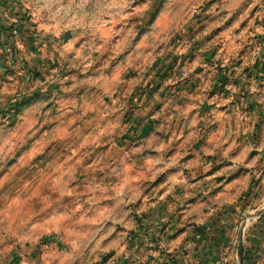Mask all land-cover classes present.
<instances>
[{
	"label": "rangeland",
	"instance_id": "1",
	"mask_svg": "<svg viewBox=\"0 0 264 264\" xmlns=\"http://www.w3.org/2000/svg\"><path fill=\"white\" fill-rule=\"evenodd\" d=\"M3 3L0 264H144L213 235L220 217L234 228V264L241 234L242 264H264V124L245 132V103L231 89L255 66L264 0ZM206 57L230 75L224 92L235 129L223 156L213 145L187 147L189 160L206 153L210 172H219L211 193L192 185L207 206L182 211L213 215L207 227L173 220L182 216V176L195 163L178 152V130L174 149L161 136L163 103L177 109L179 86ZM209 117L203 124H217ZM144 120L154 125L150 135L139 131ZM210 130L201 133L206 141ZM191 133L188 140L199 138Z\"/></svg>",
	"mask_w": 264,
	"mask_h": 264
},
{
	"label": "crops",
	"instance_id": "2",
	"mask_svg": "<svg viewBox=\"0 0 264 264\" xmlns=\"http://www.w3.org/2000/svg\"><path fill=\"white\" fill-rule=\"evenodd\" d=\"M4 4L3 0H0V11L4 10ZM262 34L263 44L255 58L254 68L247 74V78L239 77V79H237V86L231 88L232 92L240 95V97L232 95V99H237V101L241 99L245 103V111H240L238 114L241 118L238 120V124H241V126L245 128V132L249 134H252L255 131L258 132L261 129V125L264 124V29ZM215 64L216 60H212V58H210V60H208L207 57L205 59H199L196 75L191 78L190 83L186 82L179 86L178 107L173 113L172 109L176 103L173 104L171 101H165V103H163V121L161 127L163 145H167L170 148V145L172 144V149H174V141H171L175 138L171 139V136L175 135V132L178 130L183 135L180 138L178 137L179 142L185 137V140L183 141L184 150L178 152L185 155L184 162L195 163L194 165L189 164L187 167L190 168V171L182 176L184 184L179 195H183V203L181 201L179 205H177L179 210L178 213L182 216L173 219L180 220L178 223L181 224L191 223L190 225L197 224L205 227L211 224L213 215L207 214L206 217L203 215L193 216L185 215L183 212L188 211V208L198 210L200 207L203 208V204H206L207 206V203L198 200L197 194L193 191L192 185L199 187L204 186V191H206L205 194L211 193V188L215 185L214 183H216L213 181L214 179H211L215 178V176L218 177L219 174V172L216 173V175L210 172L213 165L207 163V161L205 162L206 153L202 154L201 157H199L200 159L194 157V159L189 160L190 158L186 157L188 156L186 153L187 147H196L198 143L201 144V146L206 144V147L203 149L206 150L208 146L213 145L214 148L218 149L214 152L218 157L223 152V150H221V153H219V148L231 144L232 137H234V134L231 133L235 129L232 125V117L229 111V102L231 100L229 99V95H226L224 92V89L226 91V89L230 88V75L227 73L218 74L214 69ZM222 82L223 84H221ZM176 113H178L177 118L175 117ZM209 115H215V121H217V124L211 127H208V124H203V121L206 122L210 119ZM144 119H148V117H144ZM150 122L151 121L144 120V126L139 127V131L144 133L146 132L144 131V128L147 127V134L150 135L151 130L155 129L154 125H151ZM136 127L137 126L132 127L135 132L133 133L134 135L137 131ZM208 128H211L209 133L210 139H207L206 141L207 137L203 139L201 133L208 132ZM190 132H192L191 135L196 134L199 138L196 140H188ZM245 139L248 140L249 138L247 137ZM216 155H214V159H212L213 161L217 158ZM208 156L209 155H207V157ZM226 160V158H223L221 163H227ZM222 167L221 171L226 172L228 170L225 169L226 167L228 168V166L224 165ZM229 168L231 169V167ZM189 177L195 178V181H193L194 183L188 182L189 180L187 178ZM221 177L222 176H219V178ZM227 184L226 180L225 186ZM218 206L217 209L221 210L222 208ZM213 207H215V205ZM173 220H168V223L170 224L168 225L167 231H165V234L167 235L171 233L170 227L175 225ZM215 226L219 228L214 230L213 235H207V238L201 236L198 239H194L195 237L192 238V236L190 238L194 239V241H191L190 239V242L192 243L186 244L182 251L179 249L169 250L168 248L167 250H169V254H173L172 256L158 255L160 258L157 257V259L154 260L153 257L156 255H149V257L152 258L144 264H234V228L226 217L224 219H221L220 217L215 223ZM194 236L197 235L194 234ZM166 238L168 237H163V240ZM184 238H189V235H185ZM159 249L161 248L159 247ZM239 264H242V262L239 261Z\"/></svg>",
	"mask_w": 264,
	"mask_h": 264
},
{
	"label": "water",
	"instance_id": "3",
	"mask_svg": "<svg viewBox=\"0 0 264 264\" xmlns=\"http://www.w3.org/2000/svg\"><path fill=\"white\" fill-rule=\"evenodd\" d=\"M264 213V210L261 212V214ZM243 235H240V241H239V258L240 261L242 262V258H243Z\"/></svg>",
	"mask_w": 264,
	"mask_h": 264
}]
</instances>
